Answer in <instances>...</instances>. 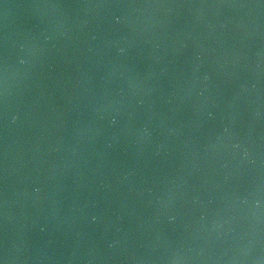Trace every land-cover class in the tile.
I'll use <instances>...</instances> for the list:
<instances>
[{"label":"water","instance_id":"obj_1","mask_svg":"<svg viewBox=\"0 0 264 264\" xmlns=\"http://www.w3.org/2000/svg\"><path fill=\"white\" fill-rule=\"evenodd\" d=\"M0 264H264V0H0Z\"/></svg>","mask_w":264,"mask_h":264}]
</instances>
